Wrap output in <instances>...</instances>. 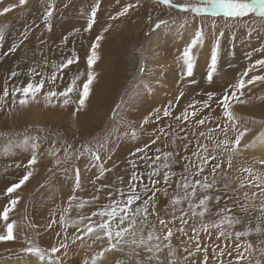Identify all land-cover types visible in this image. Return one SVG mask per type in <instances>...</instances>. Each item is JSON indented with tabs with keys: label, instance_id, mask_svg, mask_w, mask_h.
Listing matches in <instances>:
<instances>
[{
	"label": "rangeland",
	"instance_id": "1",
	"mask_svg": "<svg viewBox=\"0 0 264 264\" xmlns=\"http://www.w3.org/2000/svg\"><path fill=\"white\" fill-rule=\"evenodd\" d=\"M3 2L10 4L11 12L0 13V33L3 34L0 40V95L3 94L6 81L10 93L13 86L25 85L30 78L38 82L39 77L27 74L29 67L34 68L46 76L47 81L37 98L29 102L48 106L51 119L44 112L40 115V121L33 123L27 113L21 112L23 106L18 103L19 95L15 104L9 95L3 106H0V213L5 207L10 208L9 219L5 221L0 218V235L6 234L8 223H14V239L0 241V262L36 257L35 253L23 251L30 246L28 242L31 241L32 245L42 248L46 253H50L52 247L59 248L61 242L68 245L66 253L60 249L51 254L53 259L59 258L60 264H92V256L101 252L103 255L97 257L96 264H264V195H261L255 182L248 183L249 173L243 171L251 169L253 174H264V163H261L264 159L251 160L244 153V145L239 144L238 151L231 154L232 163L229 167V154L222 147L214 153L221 169L212 173V161H209L203 172H200V159L205 153L199 147L207 145L209 152H212L218 140L235 142L238 131L245 128L251 131L256 121L249 116L264 114V93L255 88H246L243 96H240L245 105L232 103V106L235 104L249 111L247 118L237 115V131L232 130V122L224 116L223 108L215 103L211 109L196 112L195 115L193 112L199 104L191 106L194 101L206 99L208 92L222 96L228 90L231 95L230 85L239 80L249 65L264 59V19L254 13H249L244 19L230 20L223 16L222 11L218 14L181 12L162 4L161 0H100L97 23L90 32H85L95 0H25L24 5L19 0H0V8ZM232 2L247 3L249 0ZM171 3L212 7V0H171ZM49 5L53 10L50 27L43 20ZM128 5L134 7H130L125 15L117 16ZM161 20L165 23L157 29L156 24ZM177 21L183 27L181 30L179 27V38L168 42L163 35L159 40L156 38L162 27L170 30ZM225 23L234 25L231 31L223 28ZM197 29H202L205 43L203 47L198 45L193 49L192 54L198 62L193 77L196 83L190 84L188 78L181 79L180 76L183 65L181 54ZM221 31L225 35L214 74L215 81H209L205 78L209 64L206 62L210 61L212 44ZM98 35H102V39L97 49L99 58L92 68L95 79L85 108L76 111L79 92L87 79V55ZM65 36L68 37L66 42L62 39ZM230 37H234V40L230 41ZM42 41L45 43L42 44ZM13 47L17 50L9 51ZM73 52L79 56L78 63L57 72L58 65L70 58ZM155 57L159 58L156 60ZM45 60L47 66L43 67ZM141 67L145 69L142 74L139 73ZM260 70L264 68H253L245 80L251 79L253 75H264ZM12 71L18 73V78L11 76ZM54 73L56 79L52 80ZM138 75L142 82L140 94L136 99H131L125 94L132 91V85L136 83L133 77ZM76 77H79L76 90L70 94L72 104L64 106L63 98L60 97H53V103L45 102L43 92H62ZM181 92L185 95L177 101L176 97ZM122 97L126 102L123 108L116 109ZM170 103L174 107L170 108L171 115L165 117L164 108ZM114 109L117 112L115 116ZM185 110L189 119L177 121L176 117ZM74 111L75 116L72 115ZM157 114L161 118L159 121L155 118ZM149 115V122L142 127L144 117ZM205 117L207 120L204 125L197 124L198 120ZM225 123L229 125L227 135L222 131ZM133 128L139 133L138 138L132 137ZM159 128H164L167 135L160 133ZM202 132L204 136L200 135ZM109 133V142L105 144V136ZM209 135L212 139H208ZM156 136L160 139L152 144ZM86 141L91 142L89 147L94 150L98 144H105L99 150V159L85 153L78 162L72 159L71 163L56 165V158L63 160V150L69 144L72 145L70 150H82ZM33 144L37 145L35 149L32 148ZM144 145L149 146L147 160L141 159L143 153L132 155L136 148ZM33 151L37 156L36 164L27 167V160ZM165 152L172 155L165 157ZM157 156L160 159L155 160L154 167L149 168L148 165L153 164ZM130 161H136L135 168ZM76 168L79 169V180L74 176ZM29 171L32 175L28 181L15 193L7 194V187L18 183ZM133 171L143 177V184L148 185L151 184L148 173L159 171V184L155 186L160 192L159 218L172 222L169 224L173 228L172 239L163 241L167 229L161 228L155 213L149 217L144 232L137 233L135 244L122 245L116 250L109 249L108 240L102 234L99 238L83 235V225L81 231L77 232L75 222L81 216H90L92 212L104 210L103 206L111 205L113 200L127 198L131 191L128 180ZM165 171L170 174L169 184L163 180ZM213 178L217 183L212 190L197 186V195L191 199L196 211L193 216L189 200L184 198L185 179L194 184L197 179L201 183L205 180L211 183ZM225 185L228 186L227 190ZM97 189L101 191L97 192ZM110 191L114 193L113 200L108 199ZM136 191L142 197L145 195L142 187ZM191 191V187L187 189L188 193ZM165 192L167 197L164 196ZM94 195L100 197L97 204H85L83 208L79 206L83 200L91 199ZM203 195H209L212 199L205 215L201 217L199 200ZM216 195L222 197L219 202L215 200ZM17 198V204L12 207L10 200ZM173 198H180V203L173 205ZM173 208L177 217L181 211L185 213L188 221L184 225L186 235L177 231L181 225L179 219L172 220ZM221 209L225 211L221 212ZM61 216L65 224L60 222ZM225 217H232L234 222L231 225L224 223L220 229H202V224H215ZM94 220H99V217ZM153 225L155 231L152 230ZM124 226L127 227L126 224ZM194 228L199 230L198 234L193 231ZM220 231L228 235L219 236ZM237 232L247 235L237 238ZM149 234L152 236L151 241L148 239ZM74 236L81 238L75 240ZM156 236H160L161 240L157 241ZM194 236L196 238L192 239ZM128 239L131 241L133 237L129 236ZM158 243L160 251L156 252ZM197 243L200 245L199 251ZM168 244H171L170 248ZM148 246L153 248V252H148ZM45 259L48 262L47 257Z\"/></svg>",
	"mask_w": 264,
	"mask_h": 264
},
{
	"label": "snow or ice",
	"instance_id": "2",
	"mask_svg": "<svg viewBox=\"0 0 264 264\" xmlns=\"http://www.w3.org/2000/svg\"><path fill=\"white\" fill-rule=\"evenodd\" d=\"M21 5L25 4V0H19ZM161 3L164 5H168L169 7H174L178 9L181 12H188L191 11L193 13H207L211 12L213 14H218L222 11L223 16L230 19V20H236V19H244L246 18L249 13H254L256 16L259 18L264 19V0H249L247 3H235L232 2V0H212V7L211 8H204V7H197L195 5H189V4H183V3H177V4H172L171 0H161ZM130 7H134V5H128L124 7L120 12L117 13V16H123L125 15ZM100 8V0H95V3L91 7V13L88 16L87 19V26L84 28L85 32H90L94 25L97 23V17H98V9ZM4 12L9 11L8 8H5L3 10ZM53 16V10L52 6L49 5L47 11H45L43 20L45 22V25L50 27L49 25V20ZM165 22L163 20L159 21L158 24H156V28L159 29L161 25H163ZM193 26H195V21H193ZM234 27L233 24L230 23H225L223 25V28L228 29L231 31V29ZM213 28H215V24H213ZM78 30V29H77ZM225 35L224 31L220 32V35L217 36L212 44L211 48V57L210 61L208 64V70L206 73L205 78L209 81L214 80V74L217 71V66L218 62L220 60V52L222 49V38ZM67 36L63 37L62 39L66 42L67 41ZM3 39V34L0 33V40ZM102 39V35H98L95 37V40L91 44V50L90 54L87 55V66H88V72H87V79L83 83V88L82 91L79 92V100L76 102V111H79L81 109L85 108L86 105V100L88 99L90 95V90H91V85L95 79V73L93 72L92 68L96 60L99 58L97 55V49L100 47V41ZM234 40V37H230V41ZM44 44L45 42H41ZM205 43V38L204 34L202 32V29H197L194 33V36L190 40L189 43H187L186 47L183 49V52L181 54V59L183 61L182 65V71L180 73L181 79L188 78L190 84L196 83V81L193 79L194 77V69L197 66V57L194 56L193 49L196 48V46H201L203 47ZM17 49L15 47L10 48L9 51H16ZM259 51V49H257ZM248 56H251V53L247 54ZM79 61V56L73 52V55L68 58L65 62L60 63L57 67V72H61L64 69H67L69 66L73 65L74 63H78ZM47 66V61L45 60L43 67ZM255 67L259 68H264V59H258L254 62V64L249 65L248 69H246L243 74L240 76L239 80L234 84L230 85L231 89V95H229L228 90H225L222 96H217L213 92H208L207 93V98L204 99L203 101H194L193 105L195 106L196 104H199V107L195 109V112H193V115H195L196 112H200L202 110H209L211 109L213 103H215L218 107L223 108L224 116L227 117L228 121H231V128L233 131H237L236 129V117L234 114L231 112V106L233 102L236 103H245L244 100L240 99V96H243L244 94V89L247 85H252L256 81H264V75L261 76H256L253 75L251 79L245 80V77L248 75V72L252 70ZM145 69L141 67L139 69V73H144ZM27 74L30 77H39L38 82L34 79H28V82L25 85H15L13 86L11 93L9 92V88L7 86V81L5 82V87L3 89V94L0 95V106H3V102L6 100L9 95L12 97V102L15 104L16 97L19 95L20 99L18 103L21 106H24L29 103V100H35L38 96V94L41 93L42 89L44 88L47 77L44 76L43 74L37 72L34 68L29 67L27 70ZM12 77H17L18 78V73L16 71H12L11 73ZM56 79V74L54 73L52 76V80ZM79 77L74 78L71 83L68 85V87L62 91V92H55V91H46L43 92L44 100L46 103H53V97H60L62 99V104L64 106L70 105L73 103L72 99L70 98V94L73 93L76 88V83ZM133 80L136 81L132 85V91L126 92L125 95L129 96L131 99H136L139 94H140V87H142V82L140 81L139 75L134 76ZM185 93L181 92L179 96L176 97V100L179 101L182 96H184ZM126 101L124 98H121V102L116 105V109L123 108L124 103ZM174 107L171 103L169 106L164 108L163 115L165 117H168L171 115L170 108ZM116 109L113 110V116L117 115ZM76 111L72 113L73 116L76 115ZM159 112V109H157V113ZM151 115V114H150ZM150 115L144 117V121L142 122V127L143 125L147 124L150 119ZM156 120L159 121L161 118L157 114L156 115ZM183 119L187 121L189 119L188 112L185 110L181 116H177L176 120L179 121L180 119ZM207 117L204 119H200L197 121V124L199 125H204L206 123ZM131 127V125H129ZM219 128V125H217ZM229 130V125L225 123L224 128L222 131L227 135V132ZM158 131L160 133H164L167 135L165 132L164 128H159ZM211 131V130H210ZM250 131L249 129L245 128L243 131H238V134L235 137V142H230L229 140L225 139L223 141H217L215 144L214 149L212 152H209L207 145H200L199 147L203 149L205 155L200 159V172H203L204 167L208 165L209 161H212L211 165V171L212 173H215L218 169H221V164L217 163V156L214 154L217 150L221 149L223 147L224 152L229 154V167H231V154L236 153L238 151V145L240 144L241 138L245 135L246 132ZM111 133L107 134L105 136V144L109 142V136ZM133 138H138L139 133L135 128L132 129L131 133ZM201 136H204L205 133H200ZM160 139L159 136H156L155 140H152L151 143L155 144L158 140ZM208 139H212L211 135H209ZM261 139H264V134H262ZM91 142L86 141L84 142L83 149H75V150H70L72 149V145L69 144L68 147H66L64 151V158L63 160L56 158V165H60L61 163H71L72 159H76L77 162L80 159L84 158V154L91 155L94 159H99V150L102 149L105 144H98L96 146V149L94 150L92 147H89V144ZM37 147L36 144L32 145V148L35 149ZM148 145H144L143 147L136 148L132 155H139L143 153L144 155L141 157V159L147 160L148 159ZM185 148L188 147V145H184ZM245 148L250 147V145L245 144ZM159 152V149H157ZM55 155V154H53ZM172 153L170 152H165L164 156L169 157L171 156ZM160 159L159 156L154 158L153 164L148 165L149 168L154 167L155 160ZM37 161V156L35 151H33L31 157L27 160V167H31L36 164ZM261 163H264V161H261ZM130 164L133 168L136 167V161H130ZM165 168L168 167L167 164L164 165ZM243 171H246L249 173V179L248 183L252 184L255 182V186L260 189L261 195H264V174H253L251 169H244ZM32 175V173L26 172L24 176L19 180L18 183H13L10 187H7L6 193L7 194H13L16 192L17 189H19L22 185L25 184L26 181H28L29 177ZM160 173L159 171H150L148 173V177L151 181V184H143V177L137 173L136 171H133L128 183L131 185V191L127 194L126 199H120V200H113L114 193L113 192H108V199L113 200V203L111 205H104V210L99 211V212H92L90 216H81L79 221L75 222L76 230L77 232L81 231V226L83 225V235L85 236H96L97 238L100 237L102 234L103 237H106L108 240V247L110 250H116L119 249L122 245H128V244H135L136 243V235L137 233H143L145 228L147 227L148 219L149 217L155 213L157 215V218L159 220V225L161 226L162 229H167L166 235H163V241H170L173 237V228L169 226L171 221H166L165 219H160L159 218V201H160V192L159 190L155 187L156 185L159 184V177ZM174 175V174H173ZM74 176L76 180H79V169L76 168L74 169ZM183 179V178H182ZM163 180L165 184L170 183V174L168 171L163 172ZM137 181H141V183H137ZM54 183V180L52 181ZM121 183H123V179H121ZM217 181L215 178L212 179L211 183L207 182L205 180L204 183H201L199 179L195 181L194 184H192L190 181L185 179L183 183V188L185 189L186 195L185 199L189 200V205H191V199L197 195V186H200L204 190H212L214 186L216 185ZM45 186H48L47 184ZM179 182H178V187H179ZM103 187V186H102ZM143 188L144 196L142 197L137 191V188ZM191 187L192 191L191 193L187 192V189ZM228 186L225 185V190H227ZM97 192L101 191V189H97ZM121 195L123 196V189L120 190ZM226 191L224 195H226ZM247 195V194H246ZM253 196L256 195V193H252ZM164 196L167 197V192L164 193ZM221 195H216L215 200L217 202L220 201ZM100 197L99 196H93L91 199H86L83 200L80 203V207L83 208L85 204H92L95 205L99 201ZM212 197L209 195H203V197L199 200V207L201 211L199 212V215L203 217L205 215V212L208 210V203L211 201ZM18 202L17 199H11L10 200V205L14 207ZM180 203V198H173L172 204H178ZM264 207V205H262ZM111 209V210H109ZM10 211L9 207H5L3 212L0 213V218L3 220L7 221L9 219L8 213ZM224 209H221V212H224ZM175 208H173V217L172 220L175 221L176 219L180 220V228L177 229L182 234H187L185 232V227L188 223V221L185 219V213L184 211H181L180 216L177 217L175 214ZM192 215H196L195 208L192 207ZM99 217V220H94L95 217ZM60 222L62 224H65L64 217H60ZM233 218L232 217H225L224 219H221L215 224L209 223V224H202V229L203 230H208L211 228H216L220 229L221 225L224 223H227L231 225L233 223ZM127 225L125 227L124 225ZM51 224L48 225L49 228H51ZM14 223H8L7 224V232L5 235H0V241H11L14 239ZM153 231H155V226L153 225L152 228ZM194 232L198 234L199 230L198 229H193ZM259 231V229H257ZM219 236H227L228 234L225 233L224 231H220L218 233ZM241 235H247V233H241L237 232L236 237L239 238ZM129 236H132L133 239L130 241L128 239ZM80 236H74L75 240L80 239ZM196 237H192V239H195ZM149 241L152 240L151 234H149L148 237ZM155 239L157 241L161 240L160 236H156ZM29 247L23 249L25 253H35L37 256H39V259L41 261H44L45 258L47 257L48 264H60V260L57 257L56 259H53L51 254H55L60 251V249H64L65 253L67 252L68 245L65 243L61 242L58 247H52L50 249V253H46L42 248L36 247L32 245L31 241L28 242ZM143 243V241H141ZM251 245H249L250 247ZM167 247H171V244H168ZM197 251L200 250V245L197 243L196 245ZM237 248H239V245H237ZM148 252H153V248L151 246H148L147 248ZM155 251L159 252L160 251V244H156L155 246ZM206 251V250H205ZM223 251V250H222ZM264 251V250H262ZM103 252L97 253L96 255L92 256V264H96L97 257L102 256ZM207 260V255H205V261ZM145 264H149V262H145ZM259 264V262H257Z\"/></svg>",
	"mask_w": 264,
	"mask_h": 264
},
{
	"label": "bare ground",
	"instance_id": "3",
	"mask_svg": "<svg viewBox=\"0 0 264 264\" xmlns=\"http://www.w3.org/2000/svg\"><path fill=\"white\" fill-rule=\"evenodd\" d=\"M16 3V2H15ZM10 4L4 3L2 4L1 8H0V13L5 9L8 8ZM148 6V5H147ZM140 7V5H139ZM15 8V7H14ZM142 8V6L140 7ZM7 12H11V10L9 9V11ZM148 21V20H147ZM175 21V20H174ZM165 26V25H164ZM179 27L180 30L183 28L178 21L171 27L172 29L167 30V27H162V30L159 31L158 35L159 37H156L158 40L160 39V36L163 35L166 39V42H168L169 40H172L173 38H177L179 36ZM140 28V27H139ZM139 30V29H138ZM141 30V29H140ZM136 31V30H135ZM189 33V32H188ZM181 36V35H180ZM179 38V37H178ZM182 38V37H181ZM181 40V39H180ZM152 45V44H151ZM210 49V48H209ZM208 49V52L210 51ZM196 51V50H195ZM200 51V50H199ZM202 51V50H201ZM153 52V50H152ZM155 52V51H154ZM153 52V53H154ZM204 52V51H203ZM259 52V51H257ZM151 53V52H150ZM195 53V52H194ZM102 54V53H101ZM154 55V54H153ZM152 55V57H153ZM195 56V55H194ZM157 57H155L156 59ZM159 58V57H158ZM157 58V59H158ZM154 59V58H153ZM156 59V60H157ZM198 62V61H197ZM155 63V62H154ZM157 63V62H156ZM209 61L206 62V64H208ZM259 68V67H258ZM264 73V70H262ZM260 70V72H262ZM229 72V71H228ZM258 72V70H257ZM259 72V73H260ZM255 73V72H254ZM165 77V76H164ZM252 77V76H251ZM249 78V76H248ZM215 81V80H214ZM255 88L258 89V92H263L264 93V81H261L259 83H255L252 85H247L245 87L246 88ZM244 89V90H245ZM254 96V95H252ZM244 104V103H243ZM49 105V104H48ZM239 105V103H238ZM245 105V104H244ZM264 105V104H263ZM243 106V105H242ZM257 107V106H256ZM261 108V107H260ZM260 111V110H259ZM22 113H27V116L29 117V119H31V121L33 123H38L40 121V115L41 113H48L49 114V119L50 118V110L48 106H43L42 104L40 105L39 102H29L28 104L24 105L23 108L21 109ZM231 112L234 114L235 117H237V115H244L245 118L246 115L248 114L246 109H241V106H237V105H233L231 106ZM256 113V111H255ZM263 113V112H262ZM258 114L257 116L254 115H250L249 117L251 119H254L255 124L252 127V130L248 133H245V135L241 138L240 144H248L250 145V147L248 148H244V153L245 155H247L248 157L251 158V160H261L264 159V139H261L262 134H264V114ZM257 114V113H256ZM254 122H250V124H253ZM211 125V124H210ZM208 126V125H207ZM151 128V127H150ZM243 131V130H241ZM203 137L199 138V141L202 139ZM203 141V140H202ZM244 157V156H243ZM65 258V257H64ZM0 264H48V262L46 261V259L44 261H41L39 259V256H30V257H24L22 259H8L6 261H2L0 262Z\"/></svg>",
	"mask_w": 264,
	"mask_h": 264
}]
</instances>
